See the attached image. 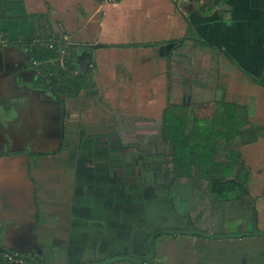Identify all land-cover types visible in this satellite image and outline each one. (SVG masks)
<instances>
[{"label":"crops","instance_id":"obj_1","mask_svg":"<svg viewBox=\"0 0 264 264\" xmlns=\"http://www.w3.org/2000/svg\"><path fill=\"white\" fill-rule=\"evenodd\" d=\"M202 3L0 0V139L32 153L3 156L27 159L32 189L31 202L11 204L1 187L3 215L18 218L11 239L0 232L3 248L44 264H98L144 258L153 234L185 230L187 211L175 215L158 191L172 182L165 115L191 122L234 104L264 124V0H223L200 15ZM26 41L57 57L33 62ZM52 67L66 71V86L86 79L87 88L54 94ZM240 152L264 205V132ZM213 243L222 250L208 264H264V238ZM153 247L146 264H193L202 242L165 236Z\"/></svg>","mask_w":264,"mask_h":264},{"label":"trees","instance_id":"obj_2","mask_svg":"<svg viewBox=\"0 0 264 264\" xmlns=\"http://www.w3.org/2000/svg\"><path fill=\"white\" fill-rule=\"evenodd\" d=\"M220 1L222 2L223 0H203V3L199 8V14H206L210 12L215 7L217 2ZM51 36L52 35L49 34L46 36V38L50 39ZM27 43L30 48L29 51L32 56L33 62L47 63L48 61L53 60L57 57L55 54V48L48 49V47L44 46L43 44L40 46L31 47L32 42L28 41ZM65 66H69L70 71V64L68 65V62L66 61ZM53 70L54 73L58 76H50L51 84L49 88L54 94L66 96V94L69 93L70 97H76V93L79 92L80 88H87L86 79H73L72 81L69 80V86H66L64 82L67 76L66 71L59 70L57 68H53ZM256 83L259 82L257 81ZM215 106L216 108H227L230 106L232 108H235V110L234 113L228 111V113L225 114V110L223 109L221 114L220 111H215ZM215 106L214 109H212V113L209 118L202 120L193 118L191 122L187 121L186 116L180 117L177 113L165 115L163 134H165L164 140H168L170 146L169 156L171 157V166L167 169V171L172 182L168 187H158V191L162 192L163 190H168L167 193H163V202L172 209L175 215H178L176 214L175 199L170 196L171 191L174 189V185L178 181L183 179L189 182L191 181L192 183L190 185H192L193 187L197 186L198 188L200 187V185H203V183H205V190L207 192L208 198L213 202V205L218 203L225 206L234 205L237 209L243 207V210H250L252 212L251 230L249 233H244L252 234L254 232V225L257 218V198H253L251 195L250 184L251 175L253 172L250 171L242 163L240 149L241 147L257 143L258 140L262 138L264 125L253 123L250 120L251 115L246 107H240L234 104L218 103L215 104ZM214 112H220V117H218V119L215 121H213ZM212 123L216 124L213 125ZM229 127L231 129H235V131L230 130ZM222 131L225 132L224 135ZM183 132L188 133L185 134ZM170 135L173 138H171ZM221 136L231 138L230 148L229 145L226 146L224 143L218 142V137ZM182 137H190L191 140L190 142L186 143V145H183L181 141L179 144H177L178 140H180V138ZM206 138L212 139V142H206ZM171 139L172 141H170ZM219 144H222L221 147L223 149L228 147L229 152L231 153L226 156L224 154L221 156L217 153H214L215 155H212L209 149L213 147L211 151L214 152ZM202 145L208 146L201 150L200 146ZM244 198H246L247 200H245ZM180 215L181 213H179V216ZM191 228L193 230H198L195 227ZM188 229H190L189 226ZM209 235L214 236L215 238L225 236L220 234ZM198 238L206 240L203 237ZM243 238L246 239L250 237L245 236ZM117 258H123L121 260H118L117 262L126 261L124 260V258H126L124 256ZM35 262L37 264H44L43 261L38 258H36ZM13 264L27 263L13 262Z\"/></svg>","mask_w":264,"mask_h":264},{"label":"rangeland","instance_id":"obj_3","mask_svg":"<svg viewBox=\"0 0 264 264\" xmlns=\"http://www.w3.org/2000/svg\"><path fill=\"white\" fill-rule=\"evenodd\" d=\"M192 59L200 60L198 58L195 59V57H192ZM199 81V80H197ZM66 83V81H64ZM86 89V88H85ZM207 111H199L197 112L199 115L208 117L212 113L211 106H207ZM222 108V110H221ZM223 109L225 110L224 113L227 114L228 111H231V113H234L235 108L232 107H217L215 106V111H220L222 114ZM219 112V113H220ZM218 112H214L213 115V121L217 120L219 116ZM213 124V123H212ZM214 123L213 125H215ZM230 130L231 129L229 127ZM224 131V130H223ZM222 131V132H223ZM230 132V131H229ZM187 134L188 132H183ZM233 133V132H232ZM238 133V132H237ZM225 132H223V135ZM171 136V135H170ZM171 138H173L171 136ZM190 137H182L180 140H178L177 144L181 143L183 145H186V143L190 142ZM196 140V139H195ZM206 142L210 143L212 142V139L206 138ZM219 143H224L226 146L229 145V148L231 147V138L221 136L218 137ZM172 141V139L170 140ZM212 145V144H211ZM208 146V145H206ZM206 146H200L201 150L204 149ZM222 144H219L217 149L213 152L211 151L212 148H210V152L212 155H215L214 153H217L218 155H228L231 152H229V148L226 147L223 149ZM192 182H188L185 185L177 183L174 186V189L171 191V197L175 199V205H176V214L179 215V213L183 214L187 211V222L185 224V230L191 227H195L196 229L208 233V234H216V235H225V236H232L236 235L239 232L249 233L251 230V219H252V212L250 210H243V207L235 208L234 205H223V204H214L213 202L208 198L207 192L205 190V183L203 185H200L198 188L197 186L190 185ZM253 189L254 195L256 196V191L258 190L257 185H250ZM199 189V190H198ZM257 197V196H256ZM184 199V200H180ZM247 200L246 198H244ZM181 217H184L181 216ZM223 244V243H220ZM218 246V245H217ZM219 248V247H217ZM223 255V254H222ZM224 257V255H223ZM212 258V255H211Z\"/></svg>","mask_w":264,"mask_h":264},{"label":"water","instance_id":"obj_4","mask_svg":"<svg viewBox=\"0 0 264 264\" xmlns=\"http://www.w3.org/2000/svg\"><path fill=\"white\" fill-rule=\"evenodd\" d=\"M173 14L177 16V18L183 19L181 17L179 9L175 6L173 9ZM26 161L27 159L23 156H12V157H7V158L5 157L0 158V190L3 189L4 194L7 196L6 200H8V202L11 204L18 202V199H20L22 202H24V200H26V202L32 201L31 194L29 197V193L32 192L31 182L26 178V173H27L26 172V169H27ZM1 172H4L5 174L2 175ZM0 193L2 192L0 191ZM256 217L257 218H256V222L254 225V232L252 234H243V235L240 234V235H232V236H224V237L215 238L214 236L202 233L198 230H193L192 228L183 230V231L164 230V231L156 232L148 239V242H147L148 253L144 258H139V259L124 258V260L130 261L132 264L149 263L152 261V258H153V254H154L153 242H155L156 239L160 237H165V236H170V237L188 236V237H193V238L203 237L206 239V240H202L198 238L202 242V247L199 251L200 258L196 256L195 258H193L192 263L193 264H208V259L211 258V255H212L211 259H213L216 257V253L222 250L219 246L214 245L213 242H219V241H223L226 239L240 240L241 238L245 236H249L250 238H253V237H263L264 238V233L258 231V226L260 224L264 225V205L260 204L258 201L256 202ZM4 240H5V236L2 237L3 242ZM208 240H216V241H208ZM209 248H211V251ZM17 252L21 254L15 255L3 248H0V253L6 255L8 258H10L13 261L25 262L27 264H37L35 261L24 256L23 252H20V251H17ZM121 259L123 258H115V259L109 260L108 262L98 263V264H112Z\"/></svg>","mask_w":264,"mask_h":264},{"label":"flooded vegetation","instance_id":"obj_5","mask_svg":"<svg viewBox=\"0 0 264 264\" xmlns=\"http://www.w3.org/2000/svg\"><path fill=\"white\" fill-rule=\"evenodd\" d=\"M45 35H49V33H47V34L45 33ZM260 125H264V124H260ZM12 141H13L12 139L10 141H7V139H5V138H1L0 139V157L7 156V155H13V154L18 155V154H22L23 152L25 154H28V152H26V150H27V148H30L31 145H27V147H25L26 149H24V146H22V147L13 146L12 145L13 144ZM14 151H16V152H14ZM30 154H32V153H29L28 155H30ZM3 214H4V212H2V209L0 208V232H3L4 234L6 233L7 234L6 237L11 239L12 238V233L10 234L9 229H10V227L14 228V227L18 226V224L15 223V222H18V218H11L10 219L9 217L4 216ZM8 220H10V221H8ZM1 238H2V236L0 237V248H3L2 247L3 244L1 242ZM3 249L11 252V250H10V248L8 246H5ZM13 254L18 255L16 253H13Z\"/></svg>","mask_w":264,"mask_h":264},{"label":"built area","instance_id":"obj_6","mask_svg":"<svg viewBox=\"0 0 264 264\" xmlns=\"http://www.w3.org/2000/svg\"><path fill=\"white\" fill-rule=\"evenodd\" d=\"M105 2H116V1H118V0H104ZM183 1H185V0H176V2H183ZM60 55H61V61H59L60 62V66H62L63 65V60H62V58L64 57V52L63 51H61L60 52Z\"/></svg>","mask_w":264,"mask_h":264}]
</instances>
